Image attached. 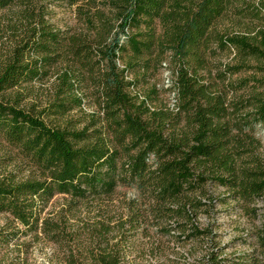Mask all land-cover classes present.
Masks as SVG:
<instances>
[{"label": "trees", "instance_id": "trees-1", "mask_svg": "<svg viewBox=\"0 0 264 264\" xmlns=\"http://www.w3.org/2000/svg\"><path fill=\"white\" fill-rule=\"evenodd\" d=\"M17 1L0 0V138L17 148L40 175L24 180L0 176V212L31 226L38 219L39 203L48 202L54 194L85 199L114 188L117 152L107 144L104 132L94 135L88 128L69 129L47 120L82 105L73 92L76 75L83 69L98 89L115 135L122 143L130 139L131 149H137L126 164L129 176L154 186L166 203L177 204L176 209L168 208L170 212L184 213L189 221L194 219L191 200L179 198L195 182L194 166L205 163L221 165L226 173L218 174L217 181L236 190L239 197L251 199L264 194L260 167L256 165L240 174L232 170L225 126L219 121L223 102L219 96L212 97L198 75V67L204 68L212 53L231 47L247 59H254L264 72V26L232 33L216 29L215 24L235 0H110L108 3L119 9V23L113 34L115 25L110 28L105 39L104 25L96 38L86 34L62 35L32 9L21 11L18 21H13L6 10ZM258 4L260 13L264 12V0ZM156 20L161 28L159 34ZM133 28L136 31L130 32ZM124 51L130 54L131 61L120 67L117 60ZM154 51L160 63L168 53L178 63L175 87L179 111L194 110L193 143L180 136H165L168 109H155L142 92L136 91L134 79L130 78L132 60L153 55ZM63 55L71 56V65L59 74L60 102L50 104L43 112L21 106L18 101L26 90L25 84L41 79ZM190 59L196 63L195 70ZM12 93L13 97H9ZM260 94L258 112L264 121V91ZM151 155L159 158L152 172L147 167ZM199 179L204 181L203 175ZM208 232L193 223L184 238L209 235ZM2 241L4 235L0 232ZM124 257L121 251L103 248L90 253V264H124ZM177 264L223 262L218 252L212 251L204 253L200 262Z\"/></svg>", "mask_w": 264, "mask_h": 264}, {"label": "rangeland", "instance_id": "rangeland-1", "mask_svg": "<svg viewBox=\"0 0 264 264\" xmlns=\"http://www.w3.org/2000/svg\"><path fill=\"white\" fill-rule=\"evenodd\" d=\"M109 1L18 0L6 13L9 19L18 21L21 11L35 10L65 36L86 34L96 38L104 25L105 39L110 28L115 25L113 34L119 23V9ZM258 3L259 0H235L215 24L216 29L232 33L264 26V12L260 13ZM155 24L159 34V21ZM135 31V28L130 30ZM156 53L132 60L130 78L134 79L136 91L142 92L155 109L166 110L168 91L162 86L163 63H167L174 77L178 63L169 53L160 63ZM130 57L124 51L120 55L121 63L130 62ZM68 62L71 63V56L63 55L41 79L25 84L19 104L43 112L50 104L60 102L59 74L71 65ZM189 63L195 70V61L190 59ZM198 75L212 97L219 96L223 102L219 121L225 126L226 148L234 163L232 170L240 174L257 165L264 173V121L258 112L264 72L254 59H247L231 47L212 53L205 67H198ZM74 83L73 93L82 105L47 120L69 129L88 128L94 135L103 131L107 144L117 152L113 175L116 184L111 191L91 194L85 199L54 194L48 202L39 203L38 219L31 226L0 212V232L4 235L0 264H69L70 261L90 264V253L103 248L124 253V264L195 263L200 262L204 253L212 251L218 252L223 264H264V194L251 199L239 197L236 190L217 181L216 176L226 173L225 169L205 163L194 166L195 182L179 198L191 200L194 219L189 221L184 213L170 212L168 208L176 209L177 204L166 203L154 186L141 184L129 176L126 164L137 149H131L130 139L122 143L115 135L98 89L84 69L76 75ZM130 91L136 97L135 91ZM167 111L165 136L169 139L180 136L192 142L194 110ZM158 163V156L151 155L147 167L152 172ZM4 175L24 180L38 177L40 171L17 148L0 138V176ZM200 175L204 177L202 182ZM193 223L208 230L209 235L185 239Z\"/></svg>", "mask_w": 264, "mask_h": 264}, {"label": "built area", "instance_id": "built-area-1", "mask_svg": "<svg viewBox=\"0 0 264 264\" xmlns=\"http://www.w3.org/2000/svg\"><path fill=\"white\" fill-rule=\"evenodd\" d=\"M117 62L120 67H124L120 59H118ZM163 65L164 72L162 74V86H164L168 91V100L166 103V108L172 112H177L179 111V93L175 87L176 78L173 76L171 69L168 68L167 63L164 62Z\"/></svg>", "mask_w": 264, "mask_h": 264}]
</instances>
